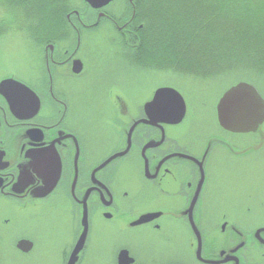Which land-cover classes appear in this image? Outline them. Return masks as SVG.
<instances>
[{
  "label": "flooded vegetation",
  "instance_id": "1",
  "mask_svg": "<svg viewBox=\"0 0 264 264\" xmlns=\"http://www.w3.org/2000/svg\"><path fill=\"white\" fill-rule=\"evenodd\" d=\"M168 1L61 0L47 20H0V39L22 49L0 65V83H17L0 88V250L44 251L50 264H119L126 252L146 264L160 245L155 264H189L184 249L191 264H209L244 243L234 257L245 259L241 230H264L246 223L264 218V125L225 131L218 79L196 60H166L161 24L177 4ZM167 88L186 106L177 123L148 110ZM215 232L228 246L207 256Z\"/></svg>",
  "mask_w": 264,
  "mask_h": 264
},
{
  "label": "trees",
  "instance_id": "2",
  "mask_svg": "<svg viewBox=\"0 0 264 264\" xmlns=\"http://www.w3.org/2000/svg\"><path fill=\"white\" fill-rule=\"evenodd\" d=\"M59 1L18 0L15 10L19 18L47 20L59 13L56 7ZM226 1H168L177 4L167 9L165 23L161 24L166 60L179 66L184 65L180 61L196 60L199 73L205 76L209 73L218 80L241 72L248 76L249 82H252L249 78L264 82V12L255 16L240 14L227 9ZM10 14L15 18L12 9ZM41 25L47 29L46 23ZM171 52L190 55L174 57Z\"/></svg>",
  "mask_w": 264,
  "mask_h": 264
},
{
  "label": "water",
  "instance_id": "3",
  "mask_svg": "<svg viewBox=\"0 0 264 264\" xmlns=\"http://www.w3.org/2000/svg\"><path fill=\"white\" fill-rule=\"evenodd\" d=\"M93 7H101L106 5L112 0H85ZM17 83L13 80H4L0 83V88L8 93L16 88ZM225 90V89H224ZM159 96H166L173 102L170 105H165L163 108H155L152 106V102ZM12 111L13 101L8 95H5ZM154 100L149 104L148 110L150 113L156 115L162 114V110H165L166 120L168 123H177L184 118L186 112L185 103L181 95L173 89H162L157 92ZM12 102V103H11ZM264 98L258 93L256 88L246 81H239L224 91L222 96L219 98L216 105V118L219 126L227 132L234 134H247L253 133L260 129L264 125ZM14 112V111H13ZM198 237V250L196 253L197 260L203 261L201 257L200 247V235ZM245 241V240H244ZM254 243L264 248V230H254L253 232ZM247 244V243H246ZM244 247V243L237 247L236 250L230 252V257L219 262H207L209 264H245L246 256L243 260L242 257L238 259L234 257V254ZM247 247V246H246ZM216 251H219L216 250ZM223 253H221L222 256ZM225 254V253H224ZM132 259L128 257L126 252L120 254L119 264H131Z\"/></svg>",
  "mask_w": 264,
  "mask_h": 264
},
{
  "label": "rangeland",
  "instance_id": "4",
  "mask_svg": "<svg viewBox=\"0 0 264 264\" xmlns=\"http://www.w3.org/2000/svg\"><path fill=\"white\" fill-rule=\"evenodd\" d=\"M17 2L18 0H0V20L7 18L8 14H10L11 9L13 11L14 17L16 18L17 11L15 10V6L19 4ZM226 4L228 6L226 7L227 9L240 14H251L255 16L260 13L262 14V12H264V0H227ZM4 7H6V9ZM2 10L7 12L2 14ZM19 17L20 16H18L17 18ZM11 18L9 17V19ZM11 37L12 36L9 37L7 36L5 39L3 38L4 40L0 39V65L2 63L5 66H8L9 60L10 59L16 60L18 55L20 54V51L22 50L18 43L17 37L15 38H11ZM240 73L241 72H236V74L234 73L229 74L228 76L225 77L224 80L220 79L218 81H214V85H212L211 88H214V91H217L218 89L224 90L239 81L249 82L247 80L248 76L245 77V75ZM249 79L252 81L249 83H251L256 88L258 93L264 98V82L257 79H252V78ZM179 89L185 90L186 88L179 87ZM215 94L217 96V93ZM229 163H233V160L231 159ZM215 173L217 174V169H215ZM234 177L235 175L232 173L230 176H228L225 179V181L222 182V184L227 185L228 188V190L226 191L227 197H229L231 194V187L234 183ZM214 184L216 185V182H214ZM233 219H236L238 221L237 218H230L231 221ZM246 223H252L253 225H261V224L264 225V218H260L256 220L246 219ZM241 232L243 238L247 243V248L242 252L244 256L247 257L245 264H264V248H261L254 243L253 241L254 230H241ZM227 239H229L228 233L223 235L215 232L209 236H206L205 246H204L205 255L210 256L212 252H215L220 248H226L228 246L227 244L225 245ZM158 248H160V245H156L154 248L151 249L152 251H150L149 258L152 260L146 261L145 262L146 264H155V261H153V259L156 258L157 252H154L153 250H156ZM189 256H190L189 251L184 249L182 253V257L185 258L186 262H189V264H191V259ZM47 260H48V255L44 251L41 254L36 251V253L35 254L33 253L32 256L28 258H24L12 248L8 247L6 249L3 248L2 250H0L1 264H50L47 263Z\"/></svg>",
  "mask_w": 264,
  "mask_h": 264
},
{
  "label": "snow or ice",
  "instance_id": "5",
  "mask_svg": "<svg viewBox=\"0 0 264 264\" xmlns=\"http://www.w3.org/2000/svg\"><path fill=\"white\" fill-rule=\"evenodd\" d=\"M172 103L173 102L171 101L170 98H168L166 96H159L152 102V106L159 109L165 105H170ZM262 103H264V102H262Z\"/></svg>",
  "mask_w": 264,
  "mask_h": 264
}]
</instances>
